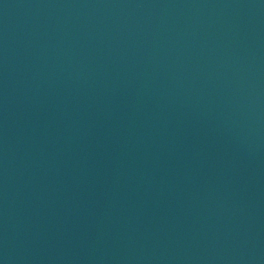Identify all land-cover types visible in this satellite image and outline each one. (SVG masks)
I'll use <instances>...</instances> for the list:
<instances>
[{"label":"water","instance_id":"1","mask_svg":"<svg viewBox=\"0 0 264 264\" xmlns=\"http://www.w3.org/2000/svg\"><path fill=\"white\" fill-rule=\"evenodd\" d=\"M0 264H264V0H0Z\"/></svg>","mask_w":264,"mask_h":264}]
</instances>
